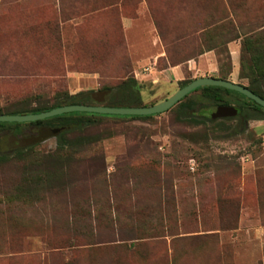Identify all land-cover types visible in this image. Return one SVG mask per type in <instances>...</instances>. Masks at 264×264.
I'll list each match as a JSON object with an SVG mask.
<instances>
[{"label":"rangeland","instance_id":"obj_1","mask_svg":"<svg viewBox=\"0 0 264 264\" xmlns=\"http://www.w3.org/2000/svg\"><path fill=\"white\" fill-rule=\"evenodd\" d=\"M229 5L237 31L264 24V0H0V112L128 75L151 105L182 80L218 77L224 53L205 51L203 26ZM241 39L226 44L237 61ZM237 64L228 79L247 85ZM182 109L90 116L64 145L45 136L26 150L44 124L0 126V264H264V119ZM44 171L58 176L36 179Z\"/></svg>","mask_w":264,"mask_h":264},{"label":"trees","instance_id":"obj_2","mask_svg":"<svg viewBox=\"0 0 264 264\" xmlns=\"http://www.w3.org/2000/svg\"><path fill=\"white\" fill-rule=\"evenodd\" d=\"M228 13L224 11H215L214 15L211 17L209 21H207L206 25L203 26V29L207 33V37L204 38L205 41V51H209L212 49H221L218 52V55L223 54L218 57L219 69L221 70L223 66L227 67L228 70L223 72L222 70L219 73V78L227 79L228 74L230 73L231 59L230 54L227 50L226 44L239 38L241 39V56L239 60L240 70L239 76L246 78L248 83L247 88L251 90L254 94L260 96L264 99V24L258 25L256 28L249 30L248 32H239V25L234 19L236 15V10L234 8H230L228 6ZM244 52L248 55V58L245 59L243 57ZM200 53V52H199ZM166 54L169 56L171 62H179L185 60L187 58H172L168 49H166ZM191 80H182L180 82V87L186 85ZM194 90H202V95L199 99L196 100H184L180 99L174 105L182 106V116L184 118H193L199 117L201 121H213L210 118L211 112H205L206 108L211 105L212 107H216L218 105H231L228 98L224 96L223 93L226 94H235L240 97H243L246 102H241L240 104L235 105L234 107L237 109V113L234 116L235 118H239L242 120L246 119H264V108L260 105L256 104L251 99L246 98L242 94L219 86H201L197 87ZM191 92V91H190ZM207 101L208 104L205 107H201L200 109L196 108V105L200 103V101ZM65 104H88V105H105V106H147L142 103V99L140 96V84L137 80L132 76L128 75L126 78L121 81L113 84V85H101L96 89H88L78 91L74 94H69L67 92H60L55 97V102L51 107L47 106H39L34 108H17L12 111L5 112V114H25V113H37L45 110H49L56 106H61ZM198 110L202 111V113L195 114L193 111ZM0 114H2L0 112ZM99 115L97 113L91 112H69L63 113L51 117H47L40 120L30 121V123L41 126L44 124V127L47 128H59L53 136H56L58 140H61V144L64 145V134L67 130H70L74 127H81L83 124H86L90 121V116ZM124 117L131 118H143L149 117L151 115H121ZM6 124L20 126L22 123L19 122H0V126H4ZM49 137V135L40 134V138H37L32 143H25L18 146L19 150H26L32 146L33 143H39L41 140ZM71 155H67L65 160L71 159ZM62 157L57 155L53 160H61ZM41 176L48 178H56L58 173L51 171H44L42 174H38L36 179H43Z\"/></svg>","mask_w":264,"mask_h":264},{"label":"water","instance_id":"obj_3","mask_svg":"<svg viewBox=\"0 0 264 264\" xmlns=\"http://www.w3.org/2000/svg\"><path fill=\"white\" fill-rule=\"evenodd\" d=\"M219 86L236 91L248 99H251L256 104L264 108V99L254 94L247 86L229 79H222L213 76H201L192 79L186 85L179 87L170 96L165 99L147 106H105V105H88V104H65L53 107L49 110L37 113L25 114H0V122H30L44 119L47 117L69 113V112H91L97 114L111 115H151L163 112L173 106L176 102L182 99L187 93L201 86ZM237 113V109L233 105H218L210 113V118L232 117ZM45 135L53 136L59 128H47Z\"/></svg>","mask_w":264,"mask_h":264},{"label":"crops","instance_id":"obj_4","mask_svg":"<svg viewBox=\"0 0 264 264\" xmlns=\"http://www.w3.org/2000/svg\"><path fill=\"white\" fill-rule=\"evenodd\" d=\"M229 52H230L231 64L233 66V72H235L236 71V67L238 66L237 62H239V61H237L238 60V54H236V47L232 46L231 44H229ZM177 69H178V65H176V66L169 65L168 67H166L164 69L163 72L167 73V74H170V73L173 74L174 72L177 71ZM229 80H231V79H229Z\"/></svg>","mask_w":264,"mask_h":264},{"label":"flooded vegetation","instance_id":"obj_5","mask_svg":"<svg viewBox=\"0 0 264 264\" xmlns=\"http://www.w3.org/2000/svg\"><path fill=\"white\" fill-rule=\"evenodd\" d=\"M243 121H245V120H243Z\"/></svg>","mask_w":264,"mask_h":264}]
</instances>
